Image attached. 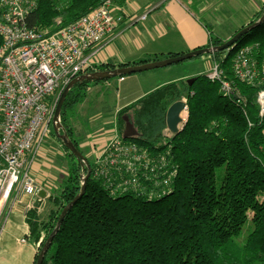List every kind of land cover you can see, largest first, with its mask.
<instances>
[{"label":"trees","instance_id":"16d2710c","mask_svg":"<svg viewBox=\"0 0 264 264\" xmlns=\"http://www.w3.org/2000/svg\"><path fill=\"white\" fill-rule=\"evenodd\" d=\"M106 1L39 0L28 24L56 31ZM110 1L119 7L126 2ZM263 14L264 5L249 24ZM208 30L205 48L225 42ZM256 45L260 75L256 84H250L235 77L234 62L242 48ZM207 56L233 84L234 95L222 93L220 81L203 72L161 86L119 113L135 131L130 136L120 134L121 138L153 156L164 155L165 171L175 172L171 182L164 185L161 175L158 187L154 180H142L141 189L112 194L95 177L94 162L87 158L92 173L85 194L66 214L42 264H264V116L258 102L264 91V22L232 48ZM159 59L147 58L139 64ZM114 68L95 65L79 76ZM100 82L104 81L76 83L61 110L64 132L84 155L68 113L85 100L91 85ZM182 99L187 103V120L177 134H168L167 110ZM57 139L67 152L62 157L67 172L62 186L47 198L56 210H51L47 221L37 216V207L26 217L30 237L39 244L36 261L63 209L81 192L87 174Z\"/></svg>","mask_w":264,"mask_h":264},{"label":"built area","instance_id":"2783aa9c","mask_svg":"<svg viewBox=\"0 0 264 264\" xmlns=\"http://www.w3.org/2000/svg\"><path fill=\"white\" fill-rule=\"evenodd\" d=\"M38 1L0 0V223L11 199L23 203L24 198L41 191L31 168L54 125L55 97L83 71L94 67L96 47L114 34L123 19L108 0L56 31L30 27L28 17ZM258 49L256 45L239 51L234 62L236 78L257 83ZM208 76L220 81L222 93L235 94L233 84L217 65ZM258 102L264 116V91ZM167 167L164 155L153 156L124 141L117 132L94 159L95 177L112 194L141 189L142 180H154L157 187L168 185L175 172L165 171ZM161 175L165 176L162 183ZM32 205L27 203V210Z\"/></svg>","mask_w":264,"mask_h":264},{"label":"crops","instance_id":"0c3cea01","mask_svg":"<svg viewBox=\"0 0 264 264\" xmlns=\"http://www.w3.org/2000/svg\"><path fill=\"white\" fill-rule=\"evenodd\" d=\"M263 5L264 0H126L121 7L115 5V12L123 19L114 34L96 47L94 64L113 65L117 69L122 65L139 64L147 58L162 60L165 56L184 55L207 47L210 41L208 29L226 41L247 26ZM145 14L147 17L141 19ZM199 63V66L194 65L196 63L171 65L91 85L85 101L78 106L90 128L86 126L87 129L74 133V139L87 151L86 158L95 159L116 132L121 134L119 120L124 123L122 132L129 130L128 120L119 117L123 109L161 86L208 73L215 65L212 57L207 55ZM94 133L97 134L95 139L92 138ZM45 153L39 152L32 176L41 185V190L46 191V197L42 199L38 193L24 198L23 203L11 200L0 223V264H36L39 244L30 237L26 217L28 211L36 208L39 198L37 216L41 220L46 217L42 218L41 214L53 188L50 172L55 166H51L45 157L48 152ZM27 203L33 204L29 210ZM23 239L25 243H22Z\"/></svg>","mask_w":264,"mask_h":264},{"label":"water","instance_id":"95a60500","mask_svg":"<svg viewBox=\"0 0 264 264\" xmlns=\"http://www.w3.org/2000/svg\"><path fill=\"white\" fill-rule=\"evenodd\" d=\"M264 22V14L254 23L249 24L242 28L239 32H237L234 36H232L230 39L225 41L223 44L216 46V47H209V48H202L197 49L194 51H191L189 53H186L184 55H178L173 57H168L166 59L157 60V61H151L143 64H135V65H128L123 66L117 69L112 70H105V71H97L90 74H84L81 76H78L74 80H72L60 93L59 100L56 105L55 114H54V131L57 137L61 140V142L64 144L66 148L70 150V152L81 162V164L86 167L87 174L83 177V185L81 192L75 197V199L69 203L62 211V213L59 216V219L57 221L56 227L54 231L51 233L49 238L47 239L46 243L44 244L43 248L41 249L38 259L36 261V264H42L44 257L51 246V243L53 241L54 236L59 231L64 218L68 211L72 208V206L85 194L86 191V183L92 173L90 164L86 158V156L81 153L77 147L74 145V143L68 138L67 134L64 132L60 116H61V110L63 103L69 94L70 90L73 88V86L81 81H105L109 79H113L119 76H126V75H132L137 73H143L147 71H152L156 69H161L164 67H168L174 64H178L181 62H184L186 60H190L199 56L212 54L219 51H225L230 48H232L243 36L260 26ZM189 82H192L190 80ZM187 103L184 99L179 100L175 103H173L167 110L166 114V126L167 130L170 132V134H177L181 130V125H183L187 120ZM60 130L63 131V134L60 133ZM40 198L44 199L46 197V191L41 190L39 192ZM40 198L37 200L35 206L37 207L40 203Z\"/></svg>","mask_w":264,"mask_h":264},{"label":"rangeland","instance_id":"374dc122","mask_svg":"<svg viewBox=\"0 0 264 264\" xmlns=\"http://www.w3.org/2000/svg\"><path fill=\"white\" fill-rule=\"evenodd\" d=\"M199 61H200V59L199 60H192V59H190V60H186L184 62H181V63H178V64H174V65H184V64L185 65L186 64L188 65L190 63L191 64L192 63H196L194 65L199 66L200 65ZM175 67H177V66H175ZM205 70L206 69L204 68V71ZM110 94H111V92L108 93V95H110ZM79 105H77L76 107H74L68 113V122L73 127L74 133L75 132H78L80 130H85L88 127V124L85 122V119L82 118V115H81L82 112H80L79 109H78L79 108L78 107ZM186 115L187 114H185V116ZM181 127H182V125H181ZM89 128L90 127H88V129ZM60 133L63 134V131L60 130ZM134 133H135L134 129L132 127H129V130L122 132L121 135H122V137L123 136H130V135H133ZM96 135L94 133V136L92 138L95 139V136ZM82 150H84V152H85L86 149H82ZM39 151L44 152V154H47L45 152H48V155L45 156V157L48 158V160L51 163V166H55V170H52L50 172V176L51 177L49 176L51 178V181L53 182V183H51V185H52L51 187H53L51 189V191L53 189H55V188L56 189H59L62 186L63 179H64V177L66 175V172H67V167H66L67 166V161L64 158H62L63 155H67V152L64 149V147L62 146V144L58 141L57 137L54 136V127H52L50 133L47 135V137L44 140V142H43V144H42V146H41V148H40ZM85 154L87 155V151L85 152ZM93 160L94 159L92 157L89 158V161L91 163L93 162ZM33 170H34V167L31 168V174L33 173ZM11 200L7 203V205H5L3 212L5 211V209H8L7 207H9V203L11 202ZM51 210H53V211L56 210V207L53 206L52 204H50L48 202L46 208H44L42 210L43 212L41 214L42 215V218H44L46 216L44 218L45 219L44 221H47L48 220V216H49ZM21 221L23 223V220H21Z\"/></svg>","mask_w":264,"mask_h":264}]
</instances>
